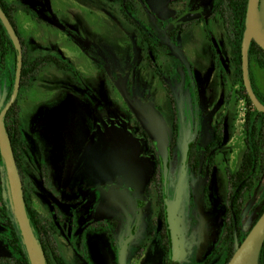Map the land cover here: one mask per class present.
Returning a JSON list of instances; mask_svg holds the SVG:
<instances>
[{
	"label": "rangeland",
	"instance_id": "obj_1",
	"mask_svg": "<svg viewBox=\"0 0 264 264\" xmlns=\"http://www.w3.org/2000/svg\"><path fill=\"white\" fill-rule=\"evenodd\" d=\"M6 1L17 8L14 22L31 56H60L81 75L78 84L69 74L48 66L21 93L19 101L26 145L32 157V160L23 158L24 185L32 196L34 208L43 217L49 220L57 214L62 219L66 217V226H62L57 243L68 263L118 264V250L132 227L131 218L123 232L125 218H114L121 225L120 233L115 236V252H111L109 245L104 248L97 243L93 254L91 244L84 245L88 252L85 254L81 251L84 248L78 246L74 225H70L62 206L65 203L62 194L93 133L110 135L113 125L127 132H131L136 122L146 126L138 110L145 105L158 112L171 132L175 117L170 96L178 101V113L180 110L187 122L182 136L190 141L196 136L203 140L199 148L208 142L214 128L222 124L224 143L215 153V163L201 178L194 174L186 176V202L178 216V238L184 251L176 264L206 261L221 236L226 217L223 206L228 197V172L239 168L245 151L246 104L240 99V87L233 83L227 33L220 20L207 22L216 0H169V6L161 4L160 11L153 9V4L151 8L138 5L134 20L151 31L171 94L164 79L150 68L145 48L140 46L141 36L124 21L118 0ZM184 16H196L203 21H193L170 36L168 26ZM254 74L264 92V74L258 70ZM4 82L0 71V108L7 91ZM99 106L105 107L109 124L97 112ZM51 114L57 116L56 123H44L43 119ZM177 142L176 157L181 152ZM102 147L106 157L96 171H90L97 180L112 184L118 179L132 184L134 176L147 179L150 166L142 152L125 150L121 137L112 146L102 143ZM152 160L154 155L149 152L147 162ZM40 164L46 167V180L39 174ZM83 178L81 173L75 179L82 197L90 190L100 191L101 183L95 185L96 189L88 188ZM9 195L10 201L6 196V204L14 215L10 190ZM141 201L145 205V218L136 244L144 248L139 250L136 245L127 264H161L156 194L151 191ZM148 203H152L151 214L146 210ZM263 206L264 173L243 207L244 229ZM124 209L119 206L116 212L124 217ZM204 219L207 223L201 227ZM5 255L0 241V256ZM222 263L223 259L219 258L214 264Z\"/></svg>",
	"mask_w": 264,
	"mask_h": 264
},
{
	"label": "trees",
	"instance_id": "obj_2",
	"mask_svg": "<svg viewBox=\"0 0 264 264\" xmlns=\"http://www.w3.org/2000/svg\"><path fill=\"white\" fill-rule=\"evenodd\" d=\"M117 1V0H115ZM120 6V13L125 22L131 26H135L141 34L140 44L145 46L148 53V62L151 68L156 72L162 70L158 67V48L153 41L151 31L144 30L135 22L134 17L137 13L138 5L146 6L147 0H118ZM250 0H216L211 10V16L207 22L221 21L227 33V41L230 48V62L233 67V83L240 87V99L246 104V112L244 119V142L245 151L243 153L239 168L235 172H229L228 175V190L230 221L225 227L224 233L215 247L211 255L203 264H211L216 261L219 256H223V263L228 264L236 250L243 243L252 228L258 222L264 213V206L256 216V220L248 232H243L241 225L242 211L244 200L257 186L264 173V113L258 111L245 87L243 78V64H242V44L244 34L246 31V19L249 9ZM0 5L6 13L13 28L20 38L23 49V69L21 78V87L18 98L12 108L8 111L4 118L5 127L10 137L12 148L14 151L19 174L22 176L23 158L28 154V147L26 145L25 127L20 117V96L21 93L31 87L34 81L37 80L40 73L48 66H52L58 71L69 73L74 80L80 84L81 80L75 68L69 61L57 55H42L38 57L31 56L28 47L21 38L17 26L14 22L13 14L17 11L15 5L9 4L6 0H0ZM202 22V21H198ZM209 26V24H208ZM207 31V30H206ZM210 39V37H209ZM17 51L14 47L13 41L0 20V71L3 74L6 95L0 108L1 111L6 107L11 99L15 84V75L17 67ZM249 80L254 95L258 101L264 106V92L257 84L254 70H258L264 74V48L261 47L255 40L249 43L247 50ZM162 77V75H161ZM163 78V77H162ZM171 94L170 88H167ZM171 100L172 96H170ZM56 118L52 114L44 118ZM223 134L221 128L218 127L214 136V140L206 148V154H212L216 149L223 145ZM157 154L156 148H153ZM192 157V165L196 170L199 168V162ZM210 160V159H209ZM214 157L210 161V165L214 163ZM161 161V160H160ZM205 167V166H204ZM160 170L162 168L160 167ZM45 172V170H43ZM24 182V180H23ZM6 196L10 201L9 185L6 173L4 160L0 153V241L3 248L6 250L4 257L0 256V264H31L28 253L25 250L21 232L18 223L12 214L9 204H6ZM24 196L26 202V210L29 216L31 226L39 244L41 245L47 264H66L63 256L59 253L55 239L48 230L47 226L43 224L37 212L32 209L24 187ZM8 201V202H9ZM163 243V264H169L171 259V242L169 234H162ZM262 254L258 257V264L263 262L264 245Z\"/></svg>",
	"mask_w": 264,
	"mask_h": 264
},
{
	"label": "flooded vegetation",
	"instance_id": "obj_3",
	"mask_svg": "<svg viewBox=\"0 0 264 264\" xmlns=\"http://www.w3.org/2000/svg\"><path fill=\"white\" fill-rule=\"evenodd\" d=\"M163 3H167L168 6L170 4L169 0H147V5L149 8L154 7L153 9L159 10V11H160L159 7ZM152 4L153 6L150 7V5ZM123 19L125 21V18ZM198 21H203V20L198 19L195 22H198ZM170 25L168 26V33L170 36L177 34L179 31H182L184 27L186 26V25H183L175 30H170ZM138 26H141V25H138ZM141 27L144 30L150 31L144 25H142ZM153 41L155 42L154 38H153ZM140 46L142 45L140 44ZM142 47L145 48L144 45ZM145 51L147 53L146 48H145ZM147 58H148V53H147ZM147 62H148V59H147ZM157 65L162 70L161 72H156L151 68L150 65L149 66L157 77H159L160 79H164L166 76L163 72L162 67L159 64V54H158ZM63 73H66V72H63ZM77 73L79 75V79H81L80 73L78 71ZM69 75L73 78L71 74ZM161 75L163 78L161 77ZM164 84L166 88H168L169 85L166 84L165 79H164ZM171 102L174 108L173 116L175 117L171 132L168 131L166 124L163 122L158 112L154 108L145 105V108L138 109V110L140 112L139 115L141 117H144L143 121L146 123L145 124L146 126H143L141 122H136L132 126V128H130L131 132H127L126 130H124L123 127L118 126V125H115V126L113 125V130L110 135L102 134L96 131L93 133L87 145L86 151L83 154H81V156L79 157L77 161V166L71 172L69 181L66 184L65 190L62 194L63 195L62 198L64 197V201H65V203L62 206L64 207L63 209L65 210V213L67 214V218L69 219L70 225L72 226L74 225L75 236L79 240L78 246L80 249L84 248V250H81V251H83L85 254L88 253L86 251L87 249V247H85L86 245L89 246L91 244V250H92L91 253L93 254L97 243L100 244L101 247H104V248L106 247V245H109L111 247V252H115V249L117 247L115 236L116 234L120 233L121 225L119 222H116L114 218H125L124 227L122 229L123 232L125 231V227L127 226V224L131 223V218H132V227L129 233L126 235L125 240L122 244L123 246L124 243L131 237V235H133L131 243L128 247L127 258H126V264H127L129 261V257L132 251L135 249L136 245H138L137 248L139 250H142L144 248L143 245L136 244L137 235L142 229V226L144 224V218H145V209H144L145 205H144V202L141 200L143 199V197L147 199L150 192L153 191L156 194L155 206H157L158 212H159V220L157 222V227L159 229L158 236H159V240H160L161 248H162L161 264H163L162 234H165V235L169 234V237H170L172 257L169 261V264L179 263L180 262L179 260L183 257L182 255L184 251V245L182 244L181 240L178 238L180 237L179 232H178V216L186 202V193H185V190L187 188L186 176L190 174H194L197 178H201L202 176L206 175L209 172V170L213 167L215 163V160H214V163L210 165L212 156L215 159V153L219 148L209 155L206 154L205 148L209 144H211L212 141L214 140V136H215V133L218 127L221 128V132L223 131H222V124L219 123L214 128L213 133L211 134V137L208 140V142L207 143L204 142L203 148H199V145H200L199 143H202L203 140H200L196 136L194 137L193 141L192 140L190 141V140H186L185 137L182 136V133H184V129L186 130L187 122L183 118V115H181L180 110L178 113V109H177L178 104H179L178 101L176 99L175 100L173 99L171 100ZM97 108L98 109L96 110L99 113L103 122H105L106 124H109L110 119L108 117L105 107L99 106ZM151 112L155 113L161 119V121L163 122L167 130L168 136H169L168 164H167L168 171L166 175H165V170H164L165 168H164L163 159L158 153V146H157L156 138H155L153 128L151 125V119H150ZM56 120H57V116L56 118L51 117L47 119L46 121L44 120V123L46 122L56 123ZM189 123H191L190 120H189ZM118 136L122 138L123 147L125 150H129V149L135 150L136 149L142 152L145 162L150 166V173L146 177L147 179H140L134 176L133 178L134 183L132 184H129V183L124 184L122 181L118 179L115 180L114 183L108 184V183L103 182L102 180L100 181L97 180L96 176L90 174L91 170L96 171L102 165L106 157V153L103 150L102 143L112 146L115 143ZM177 141H179L178 145L181 149V152L176 157L174 154V148H175L176 143H178ZM153 148H156L157 154ZM186 149H187V154L184 160V151ZM149 152H151L154 155V160H152V162L150 163L147 162V155L149 154ZM193 155L195 156L194 160H197L199 162L198 170H196L195 167L191 164ZM26 156L28 159L32 160V157L30 156L29 151ZM160 167L162 168V170H160ZM38 170H39L40 176L43 179L45 178L46 180V178H48L46 167L40 164L38 167ZM43 170H45V172ZM81 173L84 174V178H83L84 186L88 188L93 187L94 189H96L95 185H97L98 183H101L102 185L100 187V191L94 192L93 190L92 191L90 190L87 194L84 195V197H82L79 185L75 182L76 177L80 175ZM228 175H229V172H228ZM22 182H23V179H22ZM24 187L25 185L23 182V188ZM253 191L249 195H251ZM26 192H27V196L29 197V201H30V205L32 209L37 212L43 224L47 226L48 230L50 231L53 238L55 239L56 245L58 247V243H57L58 235L60 234L62 230V226H66V222L64 221L66 217L62 219L63 217L58 216V214L54 215L53 217L54 219L52 220H49L46 217H43L34 208L33 202H32V196L28 193L27 190ZM249 195H247V197L245 198L244 205ZM176 203H177V209L175 212V226H176L178 245H179L178 259L174 258L173 256L171 232H170L169 224H168L169 213L170 211L173 210ZM119 206H122L123 208H125L124 217L118 215V213L116 212V208ZM131 206L134 207L133 211H131ZM151 208H152V203H148V207L146 208V210L149 214H151ZM139 209H141L140 218H138ZM223 211L225 212L226 217L224 218L222 222L221 236L218 242L212 248L211 253L213 252L215 247L218 245L224 233L225 227L230 221V218H229V211H230L229 190H228V197H227L226 203L223 206ZM126 216H129L130 219H128ZM242 217H243V211H242ZM255 220L256 218H254L251 221L247 229H244V226H243L244 218H241V225L243 226L242 231L248 232L250 228L252 227V225L254 224ZM204 223H207L206 219H204L201 222V227L204 226ZM121 248L118 250V264H119V253H120ZM59 253L62 255L60 249H59ZM260 254H262V252H260ZM62 256L66 264H69L67 259L64 257V255ZM219 258L223 259V256H219ZM262 260L263 262L261 264H264V255L262 257ZM215 262L216 261L212 262L211 264H214ZM86 263L90 264L89 262H86Z\"/></svg>",
	"mask_w": 264,
	"mask_h": 264
},
{
	"label": "water",
	"instance_id": "obj_4",
	"mask_svg": "<svg viewBox=\"0 0 264 264\" xmlns=\"http://www.w3.org/2000/svg\"><path fill=\"white\" fill-rule=\"evenodd\" d=\"M198 17L196 16H184L170 25V30H175L183 25L196 21ZM0 20L7 29L14 47L17 51V67L15 75V84L11 99L6 107L0 113V153L4 160L9 190L11 194V201L13 205L14 217L18 223L21 237L26 252L31 264H41L39 257L37 255V249L41 253L42 260L44 264L46 259L42 251L41 245L35 237L33 228L30 223V219L26 210V202L24 196V188L19 170L17 167L14 151L12 148V143L10 137L7 133L4 118L8 111L15 104L21 87L22 69H23V49L19 36L17 35L15 29L12 26L6 13L3 11L0 5ZM250 22H254L259 25L261 32L264 35V0H250L249 9L246 19V31L244 34V40L242 44V64H243V78L247 93L254 105V107L264 113V106L258 101L253 93L251 83L249 80V68H248V57L246 46L247 32ZM263 47V46H261ZM264 48V47H263ZM151 125L156 138L158 153L163 159L165 175L168 171V147H169V136L167 130L161 121V119L153 112L150 114ZM187 149L184 151V160L186 158ZM177 209V203L175 204L172 211L169 213L168 224L171 232L172 240V250L174 258L179 257V245L175 226V212ZM141 209H139L138 218H140ZM133 235L124 243L119 253V264H126L128 247L131 243ZM264 245V213L252 228L248 236L245 238L240 247L236 250L228 264H257L259 254Z\"/></svg>",
	"mask_w": 264,
	"mask_h": 264
},
{
	"label": "bare ground",
	"instance_id": "obj_5",
	"mask_svg": "<svg viewBox=\"0 0 264 264\" xmlns=\"http://www.w3.org/2000/svg\"><path fill=\"white\" fill-rule=\"evenodd\" d=\"M252 40H255L260 46L264 47V35L261 32L259 25L254 22H250L248 26L247 41H246L247 47ZM37 255L39 257L40 263L44 264L41 253L39 252L38 249H37Z\"/></svg>",
	"mask_w": 264,
	"mask_h": 264
}]
</instances>
